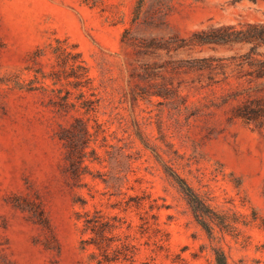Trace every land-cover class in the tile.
<instances>
[{
	"label": "rangeland",
	"instance_id": "1",
	"mask_svg": "<svg viewBox=\"0 0 264 264\" xmlns=\"http://www.w3.org/2000/svg\"><path fill=\"white\" fill-rule=\"evenodd\" d=\"M59 47L82 53L83 87L53 78ZM259 103L264 0H0V264H96L85 211L128 264H264ZM77 119L82 179L60 139Z\"/></svg>",
	"mask_w": 264,
	"mask_h": 264
},
{
	"label": "trees",
	"instance_id": "2",
	"mask_svg": "<svg viewBox=\"0 0 264 264\" xmlns=\"http://www.w3.org/2000/svg\"><path fill=\"white\" fill-rule=\"evenodd\" d=\"M58 54V57L62 59V65L64 67L63 75L60 73H54L53 78H57L58 81L62 79L74 78L71 81L74 86L83 87L84 79L87 78L86 67L84 66V60L82 53L73 51L70 52L62 47L56 48L54 51ZM71 57L72 61H69ZM69 67L70 71L66 69ZM71 84V83H70ZM70 94V92H68ZM64 106H67L71 102L69 96L63 99ZM94 101L82 100L80 102L81 108H89ZM75 105V104H74ZM258 110L251 111V114H255L256 117L264 118V104L259 103ZM91 131L89 123L83 119H77V124L72 125L71 128L64 129V133L60 135V139L65 141L66 147L68 148L67 160L70 163V172L76 179H82L86 174V161L90 160L88 156L87 148L91 142ZM181 188L186 194L193 209L206 207L200 197L194 193L192 188L184 181H181ZM201 210V209H200ZM79 220L83 222V233L94 234L90 239H84L82 241V250L87 251L92 246L99 250L100 256L93 252L91 254V261L96 264H116L123 262L128 264L131 260L130 251L127 249L128 244L122 243L114 250H111V244L109 241L111 238L108 237L109 232L118 228L116 225L112 226L109 217L104 215L101 211H96L94 214L90 211H85L78 216ZM215 263L216 264H229L228 259L223 251H215Z\"/></svg>",
	"mask_w": 264,
	"mask_h": 264
}]
</instances>
